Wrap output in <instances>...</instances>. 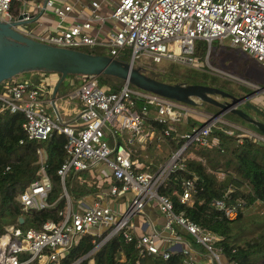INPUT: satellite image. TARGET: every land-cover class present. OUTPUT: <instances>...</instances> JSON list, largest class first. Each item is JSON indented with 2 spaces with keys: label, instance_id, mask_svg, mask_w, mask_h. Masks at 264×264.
Segmentation results:
<instances>
[{
  "label": "built area",
  "instance_id": "obj_1",
  "mask_svg": "<svg viewBox=\"0 0 264 264\" xmlns=\"http://www.w3.org/2000/svg\"><path fill=\"white\" fill-rule=\"evenodd\" d=\"M74 1L79 5L77 13L74 11L75 3L71 4L68 0H0V22H34L36 26L32 29H26L22 24L13 28L28 38L54 46L73 49L109 47L108 56L116 59L123 49L129 48L128 62L133 66L137 57L150 56L155 63L170 61L197 71H216L207 68L194 55L197 40L205 41L209 48L214 40H228L231 47L264 64V0ZM106 4H109V12L104 15L102 6ZM42 17L54 18L55 22L44 23L40 20ZM75 80L81 81L75 90L62 97L57 96V90L53 101V85L48 82L33 84L18 78L2 82L0 114L5 109L23 113L21 127L26 139L44 140L53 129L65 134L67 140L63 148L66 156L57 174L67 208L60 223L47 220L41 229L6 226L0 234V264H59L70 246L81 236L87 233L100 236L103 229L108 233L96 245L121 234L141 256L156 255L167 259L172 253L181 252L184 255L183 264H194L199 253L206 258L205 264H238L237 260L225 258L222 247L216 244L218 237L215 234L183 214L175 213L170 196L161 194L159 188L173 172L186 169L183 152L188 145H217L216 138H209L214 128L236 136L239 142L250 139L264 144V135L223 116L197 112L187 103L131 88L128 83L118 92H111L105 84L99 83L97 75L78 74L70 79V85H75ZM61 101L68 105L74 103L70 108V112L74 113L71 118L64 116L67 110L63 111L64 107H60ZM45 104L54 108L60 123L45 113ZM150 112L153 121L165 125L164 135L184 139L183 145L171 151L169 159L153 172L140 170L143 165L132 161L130 151L118 141L115 131L127 129L132 138H137L140 146L145 147L152 141V134L155 136L152 124H149V130L144 131ZM190 112L202 116L206 122L179 133L178 126L188 122ZM105 129L109 131L108 135ZM105 136L113 137V145H109ZM23 141L20 139L19 143ZM38 153L40 167L37 178L19 195L24 210L20 215L23 220L26 211L48 206L51 182L45 170L44 153L41 150ZM101 163L110 172L106 175L112 178V183L108 189L95 193L90 206L75 209L64 185L67 173L98 167ZM197 178L193 175L192 178L182 179L181 191L171 187L170 191L181 203L192 206L196 201ZM233 191L234 187L229 186L213 203L215 209L229 221L237 219L245 209L240 199L229 202ZM110 196L125 197L128 203L125 209L111 207L108 203ZM152 200L156 201L154 206L163 215L162 231L151 227V230L137 234L132 230L134 224L131 218L143 214ZM175 225L189 234L194 243L201 246L202 252L195 251L189 243L180 239ZM88 264H94V261L90 259Z\"/></svg>",
  "mask_w": 264,
  "mask_h": 264
},
{
  "label": "trees",
  "instance_id": "obj_2",
  "mask_svg": "<svg viewBox=\"0 0 264 264\" xmlns=\"http://www.w3.org/2000/svg\"><path fill=\"white\" fill-rule=\"evenodd\" d=\"M206 44L203 40H197L200 50H205ZM79 50L104 55L101 47H92V49L80 47ZM117 59L127 63L130 54L121 51ZM76 75L78 74H67L60 83L58 92H66L70 79H74ZM49 76H55L57 81L60 73L42 69L32 70L29 78L21 80L37 84L41 81L47 82ZM97 78L99 83L105 84L111 92H118L125 84L123 79L112 75L100 74ZM153 78L171 84L212 86L240 98L250 92L242 86H239L240 91L234 92L235 89L230 87V83L225 79L208 72L176 65L173 62L165 65L162 74ZM65 80L68 82L65 83ZM75 83H77L76 80ZM129 87L137 88L132 84H129ZM2 89V83H0V92ZM201 105L208 110L214 109L216 113L219 112L216 106L209 103L202 102ZM228 115H231L226 117L229 120H232L231 117L236 118L235 114ZM23 121L24 115L21 112L13 113L5 109L0 114V234L8 225L41 229L42 224L47 220L60 223L67 208V200L62 195L63 189L57 174L66 156L63 148L67 140L65 134L53 129L44 140H28L21 127ZM147 122L155 128V139H162L168 151H176L183 145L184 139L179 136L163 134L164 124L153 121L151 118H147ZM204 123V120L188 119L187 123L178 126V132H184L190 126H201ZM249 127L255 129L252 125ZM209 138H216L217 145L203 147L191 143L184 149L186 169L173 172L170 178L160 186L159 192L170 196L175 213L183 214L203 229L215 234L218 237L216 244L222 247L226 259L237 260L238 264H258L260 255L264 254V227L257 235L246 238L243 242L239 241V237L244 229L242 226L244 211L256 202H261L264 207V144L250 139L239 142L236 136L228 135L217 128L212 130ZM20 139H24L23 143H19ZM118 141L120 142V139ZM130 143L132 142L124 141L123 145L130 151L132 161L145 164L146 167L142 166L140 170L153 172L155 160L151 158V145L140 150L137 146L133 145L135 148L131 146ZM38 150L44 153L45 170L51 182V190L47 196L48 206L40 210L26 211L24 222L20 224L19 218L24 210L19 202V195L31 181L37 178L40 167ZM142 151L145 152L144 155H141ZM89 169L93 168L82 171L70 170L67 173L64 185L71 203L97 192L104 186L97 185L94 181L77 180V173ZM193 175L198 177L195 181L196 201L192 206H188L179 201L178 197L170 191V187L181 191V180L192 178ZM89 183L93 184L89 186ZM229 186L234 187L229 202L240 199L244 202L245 208L233 221L225 219L213 206L214 200L221 197ZM107 233L108 231L104 230L100 236L84 234L70 246L59 264H73L91 251ZM189 240L194 242L192 237ZM90 259L94 261V264H183L184 255L181 252H175L167 259L156 255L141 256L132 243H127L121 234H116L77 264H88Z\"/></svg>",
  "mask_w": 264,
  "mask_h": 264
},
{
  "label": "water",
  "instance_id": "obj_3",
  "mask_svg": "<svg viewBox=\"0 0 264 264\" xmlns=\"http://www.w3.org/2000/svg\"><path fill=\"white\" fill-rule=\"evenodd\" d=\"M21 17L20 15L19 19ZM23 23L20 20L12 23L0 22V83L23 71L42 69L59 72L60 78L56 81L51 93V101H53L60 83L67 74H107L119 77L125 83L132 84L139 89L157 93L191 106L200 102L209 103L219 108L216 115L235 114L264 135V121L253 118L238 108L240 104H245L257 111V108L248 102L249 96L237 98L228 92L207 85L163 82L134 68L130 62L124 63L108 55L91 54L79 49L38 42L14 30V25ZM213 94H218L228 100L221 101L213 97ZM23 222V218L20 217L19 223L23 224ZM99 246L95 245L91 251L73 264L86 258Z\"/></svg>",
  "mask_w": 264,
  "mask_h": 264
},
{
  "label": "rangeland",
  "instance_id": "obj_4",
  "mask_svg": "<svg viewBox=\"0 0 264 264\" xmlns=\"http://www.w3.org/2000/svg\"><path fill=\"white\" fill-rule=\"evenodd\" d=\"M22 25L26 29H32L36 26V23L31 22V23H26V24H22ZM228 43H229L228 40H222V41L214 40L211 43L212 46L210 45V48H209L208 44H206L205 50H200L197 46V41H196V51H195L194 55L198 56L207 68L211 67L217 71V72L212 71L210 73L211 75H215L221 79H225L226 81H228L230 83V87H233L235 89L234 92L240 91L239 86H245L247 89H250V90L256 89V87H253V85L251 84L250 81L244 82V81L237 79L236 77H238V76H239V78H242V77L246 78L249 76L254 77L255 75L253 73L257 74L258 76H261L264 74V67L262 66V64L260 62H257L256 60L250 58L249 55L242 52L241 50L234 48V47H230L229 45H227ZM82 48H85V47H82ZM86 48L92 49V47H90V46H88ZM101 49H102V52L104 53V55H109V47H104ZM129 51H130L129 48H125L124 50H122V53L129 52ZM168 63H172V62L162 61L161 63H155L152 61L150 56L149 57L139 56L136 58V62L134 63L133 67L139 69L141 72H143L144 74H146L150 77H154V76H158L159 74H162L163 67L165 65H167ZM31 72L32 71H23V72L17 74L16 76H14L12 78H18V79L29 78ZM76 81H77V83H75V85H69L68 84V87L66 88L65 91L75 90L78 87V85H80V83H81V81H79V80H76ZM67 82H68V80H65V83H67ZM213 95L215 96V98H218V99H220V98L226 99L225 97L219 96L218 94H213ZM226 100H228V99H226ZM201 104H202V102L193 106L197 112L207 111L210 114L216 113V110H214V109L208 110L205 108V106H203ZM238 108L243 110L244 112H246V111L249 112L251 110L250 108L246 107L245 104H240L238 106ZM45 113L48 114L53 121L60 123V121L57 118L56 112L51 105L45 104ZM228 114L229 113H226L223 116L230 117L231 115H228ZM152 116L153 115L150 112L147 115V118H151ZM231 118H232V120L237 121V122H239L245 126H251L249 123L245 122L244 120H242L238 116H236V118H234V117H231ZM188 119L198 120V121L204 120L206 122V119H204L202 116L195 114V113H192V112H190L188 114ZM185 123L186 122L181 123V124H185ZM149 124L150 123H148L146 120L145 126H144V131H147L150 129ZM115 131H116L117 138L120 139V143L124 144V141H129V142H132V143H130L131 146L134 145L135 147L137 146L138 149L144 150V148L142 149V147L140 146V143H138L137 138H132L131 133L127 129H121V130L115 129ZM105 132H106V135L109 134V131H107L106 129H105ZM152 137H153V139H152L151 143L148 142L146 144V146L151 145V149H152L151 150V152H152L151 158L155 160L154 166H155V169H157L160 166H162L169 159L171 151H168L166 149L165 143H163L162 139L156 140L154 134H152ZM105 139L109 143V145H113V142H114L113 137L105 136ZM144 154H145V152L142 151L141 155H144ZM102 169L107 170L106 166L103 163H101L98 167H94L92 170L89 169V170L84 171L82 173H77L76 178H77V180H86L87 182L94 181L97 185L100 184V179H101V181H103V183H104V186L108 187L109 186V184H108L109 183V180H108L109 176H107L105 174V172L102 171ZM67 178H68V176H67ZM93 183H89L88 185L91 186ZM120 201L124 202L122 199ZM73 203H74V201H73ZM155 203H156V201L152 200L149 203V205L153 206V205H155ZM126 205L127 204L124 203V205H122L123 208L126 207ZM124 209H122V210H124ZM143 218H144V216H143ZM243 219H244V221L242 222V226L244 229L240 233V237H239L240 242H243L244 239H246V238L257 235L259 232L262 231L261 229L264 227V207L257 206V204L252 205V207L247 208L244 211ZM175 228L177 229L178 232L183 230L182 228H180L177 225H175ZM102 231H104V229ZM181 233H183V232H181ZM183 234L185 235V233H183ZM186 236L189 239L191 238V236L189 234H186ZM222 260L224 261V258H222ZM203 261H205V260H203ZM258 264H264V254L260 255Z\"/></svg>",
  "mask_w": 264,
  "mask_h": 264
},
{
  "label": "crops",
  "instance_id": "obj_5",
  "mask_svg": "<svg viewBox=\"0 0 264 264\" xmlns=\"http://www.w3.org/2000/svg\"><path fill=\"white\" fill-rule=\"evenodd\" d=\"M68 1L71 2V4L72 3H75L74 11H75V13H77L78 12V6L79 5H77V3L74 0H68ZM111 1H114V0H111ZM82 3H88V0H83ZM108 12H109V4L103 5L102 6V13L104 15H107ZM81 15H83V14H81ZM70 19H72V18H70ZM40 20L42 22H44V23H51V24H54V22H55V19L54 18H48V17H42V18H40ZM227 45L230 46L229 43ZM250 58H252V57H250ZM262 66L264 67V64H262ZM253 74L255 75L254 77H250L249 76V77H246L247 79L244 78V77H242L243 79L242 78H239V76L236 77V78L239 79V80H241V81H244V82H249L250 81L251 84L253 85V87H256V89H252V90L248 89V90H250V92L246 96H249L248 102L250 104H253L257 108V111L250 108L251 110L249 112H247V111L246 112L250 116H252L253 118H258V119L264 121V74L261 75V76H258L255 73H253ZM47 82H48V84L54 86L55 83H56V77L55 76H49ZM242 87H245V86H242ZM67 92H69V91H66L64 93L57 92V96H60V97H62L63 95L65 96V94ZM46 97L49 98V96H46ZM237 98H240V97H237ZM219 100L222 101L223 99L220 98ZM224 100H226V99H224ZM71 105H74V103H71ZM71 105H68V104L64 103L63 101H61V103H60V107H62V106L64 107V110L63 111H66L67 110V112L64 115V116H67L66 117L67 119L68 118H71L73 116V114H74V113L70 112V108L72 107ZM205 112H207V111H205ZM223 118L226 119V120H229L225 116H223ZM230 121L235 122L237 124H240V125H242V126H244L246 128L252 129L253 131H255L258 134H261L258 130L256 131L255 129H253V128L249 127V126H245V125H243V124H241V123H239L237 121H234V120H230ZM143 148H145V147H143ZM138 163H140V162H138ZM141 165L145 166V164H141ZM102 171L105 172V174H107V175L110 173L108 171V169L107 170L102 169ZM108 180H109V183L110 184L113 181L110 176H109ZM100 185H104V183H103V181H101V179H100ZM108 187L103 186L102 188L99 189V191L101 189H108ZM95 193L88 194V195L84 196L83 198L76 200L74 203L72 202L73 207L75 209L76 208L82 209V208H85V207L90 206L92 204V202L94 201V195H95ZM121 199L124 202L120 201ZM108 203L110 204L111 207H113V208L119 207V209H121V210L125 208V207L123 208V206H122V205H124V203L128 204L126 202V198L125 197H112V196H110V199H109ZM254 204H257V206L263 207L261 205V202H256ZM250 207H252V205ZM143 216H144V218H143ZM131 222H132V224H134V228L132 230L135 233H137V234H141V233H145L146 231L151 230V227H153L157 231L161 232L162 231V228H163L162 226H163V223H164V219H163V215L160 214L157 211V208L154 205L152 206V205H149L148 204L145 207L143 214H139V215L133 216L131 218ZM181 232L185 233V235L183 233H181ZM186 234L187 233L184 230L178 232V235H179L180 239H182L183 241H186L187 243H189L190 246L195 249V251L202 252L201 251V249H202L201 246H199L196 243H194L191 240H189L188 237L186 236ZM176 248H178V246ZM203 260H205V261H203ZM201 263L202 264H205L206 263V258L205 259L202 258L201 255L198 253V255H197V261H196L195 264H201Z\"/></svg>",
  "mask_w": 264,
  "mask_h": 264
},
{
  "label": "flooded vegetation",
  "instance_id": "obj_6",
  "mask_svg": "<svg viewBox=\"0 0 264 264\" xmlns=\"http://www.w3.org/2000/svg\"><path fill=\"white\" fill-rule=\"evenodd\" d=\"M223 100H224V99H223ZM223 100H222V101H223Z\"/></svg>",
  "mask_w": 264,
  "mask_h": 264
}]
</instances>
